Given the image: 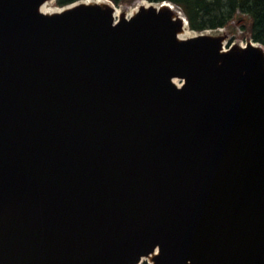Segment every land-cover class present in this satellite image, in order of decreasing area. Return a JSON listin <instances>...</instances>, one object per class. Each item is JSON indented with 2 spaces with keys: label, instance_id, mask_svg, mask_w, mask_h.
<instances>
[{
  "label": "water",
  "instance_id": "obj_1",
  "mask_svg": "<svg viewBox=\"0 0 264 264\" xmlns=\"http://www.w3.org/2000/svg\"><path fill=\"white\" fill-rule=\"evenodd\" d=\"M52 1L0 0V264H264V46Z\"/></svg>",
  "mask_w": 264,
  "mask_h": 264
},
{
  "label": "trees",
  "instance_id": "obj_2",
  "mask_svg": "<svg viewBox=\"0 0 264 264\" xmlns=\"http://www.w3.org/2000/svg\"><path fill=\"white\" fill-rule=\"evenodd\" d=\"M83 0H57L65 7ZM117 7L132 0H110ZM161 3L170 1L185 13L191 31L202 33L226 28L236 17L246 16L247 30L253 42L264 46V0H149Z\"/></svg>",
  "mask_w": 264,
  "mask_h": 264
},
{
  "label": "rangeland",
  "instance_id": "obj_3",
  "mask_svg": "<svg viewBox=\"0 0 264 264\" xmlns=\"http://www.w3.org/2000/svg\"><path fill=\"white\" fill-rule=\"evenodd\" d=\"M138 1L142 0H132L131 3L124 4L122 6L123 9H125L127 12L129 9L133 8ZM148 1L149 0H144ZM48 8L51 9H61L62 7L57 6V0L50 3ZM247 17L246 16H241V17H236L226 28L222 29V32H224L227 35V42L228 46H232L235 44H247L249 41H251L250 35L247 30H243V26L248 27L249 22H246ZM142 264H148L146 262H143Z\"/></svg>",
  "mask_w": 264,
  "mask_h": 264
},
{
  "label": "bare ground",
  "instance_id": "obj_4",
  "mask_svg": "<svg viewBox=\"0 0 264 264\" xmlns=\"http://www.w3.org/2000/svg\"><path fill=\"white\" fill-rule=\"evenodd\" d=\"M53 2V1H52ZM52 2H48V3H45L44 5H42V7L40 8V12H42L43 14H46V15H51V14H54V13H59L61 11V9H51V8H48V6L50 5V3ZM102 3V2H101ZM149 2H142L140 3V5H148ZM169 8H171V6H168ZM137 8H131L128 10V12H125V10L122 8V7H117L116 8V12H115V18L116 20L122 18L123 16H126L127 18H130L131 16H133L136 12ZM174 11V13H176V18L181 20L183 23H184V30L183 32L180 34V39L181 40H185V39H188L190 37H192L194 35V32H191L190 28H189V25H187V22H186V19H185V16L184 14L177 8V7H172V9ZM197 33V32H196ZM256 43V42H255ZM244 46L246 44H243ZM262 45V44H261ZM224 47L228 48V42H225L224 43ZM155 254L151 255L150 257L148 258H143L142 259V262H149V264H153L152 262V257L154 256ZM142 264V263H140Z\"/></svg>",
  "mask_w": 264,
  "mask_h": 264
}]
</instances>
